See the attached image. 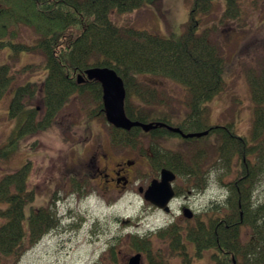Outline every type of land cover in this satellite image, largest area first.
Returning <instances> with one entry per match:
<instances>
[{
	"label": "trees",
	"instance_id": "16d2710c",
	"mask_svg": "<svg viewBox=\"0 0 264 264\" xmlns=\"http://www.w3.org/2000/svg\"><path fill=\"white\" fill-rule=\"evenodd\" d=\"M151 1L0 0V50L8 47L10 60L21 52L38 54L46 72L40 82L27 80L14 87L8 117L17 118L18 124L0 146V158L9 159L15 153L18 140L53 125L73 97L79 98L84 105L87 102L82 99L84 93L90 94L92 102L91 107L84 110L87 118L105 121L101 85L94 79L88 80L84 73L93 67L110 68L122 79L124 112L129 119L144 124H171L161 116L157 88L139 79L144 75H156L182 84L187 92V112L177 124L182 132L203 131L210 127L205 103L223 89L226 66L219 46L210 39L209 28L200 30L199 16L208 14L213 0H193L183 31L169 38L133 26H119L111 19L113 11H133ZM238 15V0H225L223 17L237 18ZM21 26L33 31L35 37L31 41L19 40ZM35 65L25 63L14 72L24 74ZM11 67L9 62L0 64V98L14 83L15 73ZM259 75L252 74L248 78L253 98L260 95L253 112L251 143L244 137H237L232 125L230 130L215 127L218 163L231 169L233 157L246 156L233 181L227 184L224 204L212 208L211 214L204 213L209 222L202 228L201 249L203 252L216 249L225 255L219 264H264V212L262 205H255L251 200L256 174L264 168V139L261 137L264 109L260 107L264 103V69ZM79 77L83 79L81 83ZM160 129L157 136L152 135L156 139L150 144L154 154L153 158L149 157L151 168L155 171L168 168L189 188L202 189L206 152H173L163 148L157 138L175 134L165 132L163 127ZM110 130L109 140L115 146L142 147L147 140V133L139 127L125 130L111 126ZM250 155L255 156L254 162L250 161ZM29 171L27 160L0 178V262L4 257L11 258L13 263L17 261L24 249L54 224L53 216L44 208L28 206L26 212V204L34 198L28 188ZM241 226L249 230L245 241L239 236ZM184 237L195 240L194 226L188 223L183 229L171 225L158 233L157 238L165 249L152 252L151 243L140 241L137 244L133 237L129 238V244L137 251L148 253V264H169V256L177 255L179 249L183 253ZM182 253L181 260L185 264L189 260Z\"/></svg>",
	"mask_w": 264,
	"mask_h": 264
},
{
	"label": "rangeland",
	"instance_id": "374dc122",
	"mask_svg": "<svg viewBox=\"0 0 264 264\" xmlns=\"http://www.w3.org/2000/svg\"><path fill=\"white\" fill-rule=\"evenodd\" d=\"M192 2L153 0L133 11H113L111 19L119 26H133L169 38L183 31ZM238 2L237 18L223 17L225 0H213L208 14L199 16L200 30L209 28L210 39L219 46L226 63L224 87L205 103V107L209 124L231 123L235 132L249 138L252 136L254 107L260 95L253 98L248 78L252 74L260 76L264 69V0ZM33 37L31 29L21 26L19 40L29 42ZM9 54L8 47L0 50V64L9 62L12 73H15L14 83L0 98V146L18 124L17 118L8 117L14 87L27 80L40 82L46 74L40 55L21 52L10 60ZM25 63L36 65L24 74L14 72ZM139 79L157 88L161 116L172 125L178 124L187 112L188 95L183 85L156 75H144ZM82 99L87 100L84 105L77 97L70 99L53 125L18 140L14 155L9 159L0 158V178L29 161L28 188L34 198L26 204V211L30 205L35 209L44 208L54 219L48 231L27 246L17 261L13 263L11 258L4 257L0 264H126L129 256L137 253L129 244V238L136 232L146 236L142 242L151 243L152 252L163 248L154 232L170 226L172 218L180 223L186 221L181 210L177 211L180 202L187 201L186 206L195 215L204 217L205 212L211 214V209L222 206L227 198V184L233 181L235 169H228L216 161L217 139L183 141L170 134L160 141L163 148L173 152L197 149L206 152L201 191L188 189L182 178L176 179L173 183L182 197L173 200L172 213L153 209L137 189L140 185L145 187L152 175L159 176L158 171L153 174L150 165L141 157L152 151L146 140L142 144L143 150L141 145L114 148L115 159L133 161L132 169L136 175L127 189L106 192L99 177L91 175L90 166L96 149L109 143L111 126L103 118L88 119L84 110L91 107V96L84 93ZM260 107L264 109V103ZM261 137L264 139V133ZM250 161L254 162L255 156L250 155ZM213 169L215 175H211ZM251 200L255 205H262L264 212V168L259 175L256 174ZM239 236L242 241L247 240V226L240 228ZM146 253L143 252L142 264H148ZM167 260L169 264H180L174 256ZM197 262L198 259L192 264H200ZM202 262L213 264L210 251L203 252Z\"/></svg>",
	"mask_w": 264,
	"mask_h": 264
},
{
	"label": "flooded vegetation",
	"instance_id": "af4514ba",
	"mask_svg": "<svg viewBox=\"0 0 264 264\" xmlns=\"http://www.w3.org/2000/svg\"><path fill=\"white\" fill-rule=\"evenodd\" d=\"M230 125L233 124H229L227 123V125H221L220 127H226L230 130ZM218 124H211L210 127H207L208 130L207 134L200 138V139H206L209 137H213L215 139H217L218 142V133L215 127H218ZM161 127L163 126H156V127H151L148 131H146L145 133H147V140L148 142H150L151 144L154 143V137H152V135H158V133H160L161 131ZM165 132H170V130H168L166 127H163ZM174 133V132H173ZM234 133L237 134V137L239 136V133L235 132ZM177 136H180L178 134H176ZM181 137V136H180ZM183 139V138H181ZM199 140V139H198ZM183 141H196L193 139H183ZM217 148V144L215 146V149ZM214 149V150H215ZM115 153V149L114 147H112L109 143L107 144H102L101 148H97L96 151L93 153L92 155V159H91V175L94 174L95 176L99 177L100 183L103 185L104 189H106V192H113L115 190H120V189H127L131 182L133 181V177L136 175V171L133 170V161H128L126 159H115L114 157ZM154 154L153 152H149L147 156L143 157L146 160V163L148 165H150V159L149 157L153 158ZM246 160V156L243 155L242 157H238L235 156L233 157V166L235 169V172L241 169L242 163ZM152 177H156L154 175H152ZM158 177V176H157ZM90 182L92 181L91 179H89ZM98 183V182H97ZM96 183V185H97ZM140 186H138V192L141 193L142 195V190L144 189H139ZM173 191H174V198H172V200L169 202V207L170 210L167 213H172V208H171V204L173 202V200H177L178 198H181L182 195L180 194V191L178 189H175V186L173 184ZM201 191L202 189H196ZM148 203V202H147ZM187 201H182L179 204V208L180 210H183L184 208H189L188 206H186ZM149 205H151V207L153 209H157V210H161L160 208L148 203ZM162 211V210H161ZM180 214V213H179ZM180 218V216H179ZM186 220V219H185ZM184 219H182V221H185ZM212 224H215L216 221L214 219L211 220ZM208 219L207 216L205 215V217H202V214H198L195 215L194 212L192 214V216L187 219L185 222H178L172 218V221L170 222V226L174 225L175 227H182L183 229L186 228L187 224L189 223V225L194 226L195 228V240H190L187 238H183L182 241V245L184 246L183 249V253L180 251V249L176 252L177 255L176 257H178L180 264H184V262L181 260L182 256H180V254H185L188 258V262L186 261L185 264H192V262H194L195 260L198 259L197 263L202 264L203 262V250L201 249L202 247V228L204 223L206 225H208ZM169 226V227H170ZM169 227H165V229L169 228ZM216 226L214 225V232H215ZM143 235H139L138 232H136V236L133 237L134 238V242L135 243H140V241L143 240L144 237H142ZM211 252V258H212V262L213 264H219L220 262L223 261V259L225 258V255H223L222 253H220L218 250L213 249Z\"/></svg>",
	"mask_w": 264,
	"mask_h": 264
},
{
	"label": "water",
	"instance_id": "95a60500",
	"mask_svg": "<svg viewBox=\"0 0 264 264\" xmlns=\"http://www.w3.org/2000/svg\"><path fill=\"white\" fill-rule=\"evenodd\" d=\"M85 75L88 80L94 79L98 81L102 89V104L105 114V118L108 123L115 127L129 129L133 126H139L144 131H147L149 127H154L156 124H144L137 121L130 120L124 113V97L125 91L122 79L110 68L107 67H93L85 70ZM78 81H82L79 78ZM161 125H165L160 123ZM170 130L178 132L182 137H200L207 133L192 132L183 134L179 128L167 126ZM175 179V174L168 169H162L160 171V178L150 181L146 190L144 191L145 200L156 205L159 208L168 210L167 203L173 196V188L171 182ZM141 189V188H140ZM184 215L191 217L192 212L189 209H184ZM141 257L139 253L131 255L128 258L127 264H140Z\"/></svg>",
	"mask_w": 264,
	"mask_h": 264
},
{
	"label": "clouds",
	"instance_id": "9594fccd",
	"mask_svg": "<svg viewBox=\"0 0 264 264\" xmlns=\"http://www.w3.org/2000/svg\"><path fill=\"white\" fill-rule=\"evenodd\" d=\"M211 175H215V169L212 170ZM225 194H226V190H225ZM177 211L179 212L180 209L178 208Z\"/></svg>",
	"mask_w": 264,
	"mask_h": 264
}]
</instances>
